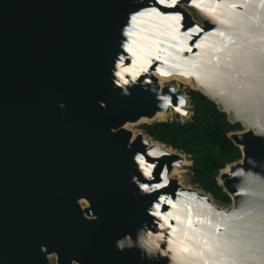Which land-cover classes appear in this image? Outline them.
<instances>
[{
  "label": "water",
  "instance_id": "1",
  "mask_svg": "<svg viewBox=\"0 0 264 264\" xmlns=\"http://www.w3.org/2000/svg\"><path fill=\"white\" fill-rule=\"evenodd\" d=\"M181 4L197 21L183 6L162 11H180L185 27L195 25L206 37L203 48L193 44L202 59L188 70L197 87L191 90L247 129L229 135L242 154L236 167L246 169V157L264 162V139L253 137L215 95L230 93L236 108L264 103V3ZM142 6L134 0H0V264H50L51 254L57 264H148L135 249L115 248L117 239L126 233L134 238L142 222L151 223L145 209L159 195L141 196L131 183L139 175L132 157L143 153L141 139L153 141L125 126L164 121L153 120L157 108L149 91L136 86L123 97L111 84L120 30ZM152 79L160 87L159 78ZM169 86L161 88L167 92ZM184 161L172 152L160 165H168L170 175L173 162ZM219 177L230 207L215 205L206 214L194 208L182 223L172 222L178 237L188 233L174 246L178 264H213L218 255L222 264H251L250 257L264 256V209L237 195L227 173ZM170 179L162 191L184 188ZM81 197L90 201L96 221ZM159 264H168L167 258Z\"/></svg>",
  "mask_w": 264,
  "mask_h": 264
},
{
  "label": "clouds",
  "instance_id": "2",
  "mask_svg": "<svg viewBox=\"0 0 264 264\" xmlns=\"http://www.w3.org/2000/svg\"><path fill=\"white\" fill-rule=\"evenodd\" d=\"M134 3L144 6L130 12L120 30L121 40L119 52L113 60L111 84L123 97L130 96V89L136 86L142 91H149L154 95L157 115L167 116L168 110L171 109L172 112L187 117L190 97L178 92L174 85L169 86L165 92L156 82L153 85L152 77L157 76L164 81H172L176 78L187 79L188 70L197 66L198 61L202 59L201 52L194 51L193 44L197 49L203 48L202 40L206 37L200 36L201 29L195 25L185 27L184 16L180 11H162V9L175 10L182 7L181 0H134ZM261 3H264V0H261ZM211 34L214 33L209 35ZM215 95L249 128L253 137L264 139V103L247 108H236L230 93L222 91ZM173 96L176 100L175 105ZM60 107L63 105L61 104ZM99 107L105 108L106 104L99 102ZM120 127L109 129V132L115 134L119 132ZM141 145L144 148L143 153L137 151L132 157L139 175L133 176L131 183L135 185L141 196L147 197L157 193L159 195H156L145 209V214L151 223L142 222L136 229L134 238L133 234L126 233L117 239L115 248L120 252L135 249L140 253L141 260L147 261L148 264H159L163 258H167L168 264H178L174 255V246L177 239L186 237L188 233L181 232L178 237V228L173 226L172 222L182 223V216L187 218L194 208L206 214L215 211L216 206L211 201L210 193L202 195L200 191L187 188H178L174 193L162 191L170 186L171 179L168 165L161 166L160 160L170 155V152L162 150L163 146H160L158 141L150 144L149 139H141ZM126 147L130 149L131 144H127ZM242 163H246L248 167L245 169L229 164L220 170V175L227 173L237 195L250 197L253 206L264 209V174H262L264 162L246 157V161ZM172 166L176 168L179 164L173 162ZM158 167L160 171L157 182L155 172ZM217 180L222 185L225 183L219 176ZM78 200L88 202L89 215L92 221H96L98 217L91 213L90 201L84 197ZM249 260L251 264H264V256L250 257ZM70 264H78V262L72 260ZM205 264L209 262L206 261ZM213 264H222L219 255Z\"/></svg>",
  "mask_w": 264,
  "mask_h": 264
},
{
  "label": "trees",
  "instance_id": "3",
  "mask_svg": "<svg viewBox=\"0 0 264 264\" xmlns=\"http://www.w3.org/2000/svg\"><path fill=\"white\" fill-rule=\"evenodd\" d=\"M190 97L189 120L174 117L164 122L142 124L139 129L153 142L185 156L191 163L188 168L190 183L205 194H211L214 204L230 206L231 199L219 185L220 170L242 158L241 150L229 135L242 130L240 123L231 124L227 114L198 91L186 90Z\"/></svg>",
  "mask_w": 264,
  "mask_h": 264
},
{
  "label": "rangeland",
  "instance_id": "4",
  "mask_svg": "<svg viewBox=\"0 0 264 264\" xmlns=\"http://www.w3.org/2000/svg\"><path fill=\"white\" fill-rule=\"evenodd\" d=\"M183 8L192 15L193 19L195 21H197L196 19V15L194 14L193 10L189 7L183 6ZM160 87H164V86H168V85H174L176 87L177 90H183L186 91L188 89H192V87H190L188 84H185L182 81H177V80H172V81H164L162 80L160 83ZM191 107L189 106V116H187L185 119H183V121L189 120V118L191 117L192 113L190 112ZM174 117L173 114L167 115L165 116L162 120L160 121H167V120H171ZM141 124H137V125H129L126 127V129L131 130L134 133V136L138 133H142V131L139 129ZM246 130V128L242 127V130L237 132V133H242ZM169 151L171 150L170 148L168 149ZM172 152H175L173 150H171ZM188 164L187 165H182L181 167H178V171L171 174L170 178L175 179L178 181V183L184 187V188H188V189H197L194 185H191L190 183V173L188 168L191 166V163L186 161ZM219 183V181H218ZM220 185V183H219ZM200 192H202L201 190H199ZM215 205L217 207H224V208H228L230 206H219L218 204L215 203ZM81 206L84 208L87 206V204L85 202H81ZM48 260L50 264H57L56 262V257L55 255H49L48 256Z\"/></svg>",
  "mask_w": 264,
  "mask_h": 264
},
{
  "label": "bare ground",
  "instance_id": "5",
  "mask_svg": "<svg viewBox=\"0 0 264 264\" xmlns=\"http://www.w3.org/2000/svg\"><path fill=\"white\" fill-rule=\"evenodd\" d=\"M174 80H177V81H182V82H184L185 84H188L190 87H192V88H197V87H194L193 86V84H192V80L191 79H183V78H176V79H174ZM162 80L161 79H159V83L161 82ZM160 85V84H159ZM168 114L170 115V114H175L174 112H172V110L171 109H169L168 110ZM165 116H160V115H157L156 114V116L153 118V120H155V121H160V120H162L163 118H164ZM145 120H141V122H144ZM130 124H127L126 126H125V128L127 127V126H129ZM247 130V129H246ZM170 152V151H169ZM170 154H172V152H170ZM188 163L186 162V161H184V162H181L179 165H187ZM178 168L176 167V168H174L173 170H172V172H171V174H173V173H175V172H177L178 170H177ZM171 174H170V176H171Z\"/></svg>",
  "mask_w": 264,
  "mask_h": 264
},
{
  "label": "flooded vegetation",
  "instance_id": "6",
  "mask_svg": "<svg viewBox=\"0 0 264 264\" xmlns=\"http://www.w3.org/2000/svg\"><path fill=\"white\" fill-rule=\"evenodd\" d=\"M51 255H55V254H51ZM55 257H56V255H55ZM56 262H57V257H56Z\"/></svg>",
  "mask_w": 264,
  "mask_h": 264
}]
</instances>
